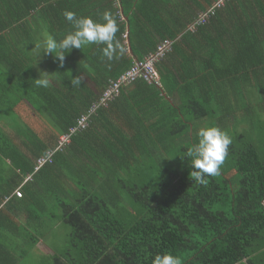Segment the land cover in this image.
I'll return each mask as SVG.
<instances>
[{
  "label": "trees",
  "instance_id": "obj_1",
  "mask_svg": "<svg viewBox=\"0 0 264 264\" xmlns=\"http://www.w3.org/2000/svg\"><path fill=\"white\" fill-rule=\"evenodd\" d=\"M65 10L101 22L111 13L124 54L108 61L104 45L91 44L68 50L62 65L52 53L40 65L20 43L26 20L59 40L73 30ZM167 40L159 80L137 79L99 105ZM43 66L46 88L35 83ZM91 111L87 129L57 150ZM204 126L232 143L219 175L199 184L187 151ZM4 203L0 264H33L41 244L51 251L42 264H153L164 253L181 264H264V0H0ZM61 226L57 249L50 238Z\"/></svg>",
  "mask_w": 264,
  "mask_h": 264
},
{
  "label": "clouds",
  "instance_id": "obj_2",
  "mask_svg": "<svg viewBox=\"0 0 264 264\" xmlns=\"http://www.w3.org/2000/svg\"><path fill=\"white\" fill-rule=\"evenodd\" d=\"M64 18L72 25V31L62 39L53 36L44 41V52L52 53L63 64L65 53L72 49H82L86 45H104L101 49L102 59L108 61L118 59L125 52L124 47L116 39L118 24L109 12H105L101 21H94L91 17H78L76 13L65 10ZM41 73L35 83L38 87H48L49 79ZM81 77L72 78L73 86L81 85ZM199 141L194 147L188 149L187 158L193 169L191 176L194 182L206 184V177L217 176L228 154L232 143L227 132L217 126H204L198 131ZM14 195V194H13ZM153 264H181V259L173 254H157Z\"/></svg>",
  "mask_w": 264,
  "mask_h": 264
},
{
  "label": "built area",
  "instance_id": "obj_3",
  "mask_svg": "<svg viewBox=\"0 0 264 264\" xmlns=\"http://www.w3.org/2000/svg\"><path fill=\"white\" fill-rule=\"evenodd\" d=\"M216 4L214 7L209 9L206 13H203L199 16L198 20L189 27L190 32H194L198 26L203 25L206 23L207 19L210 15L214 14V9L217 7ZM173 41H165L161 43L158 47L155 54L151 55L142 63H136L133 65L132 69L126 72L121 78L116 81L112 82L106 92L103 94L99 105H107L109 102L113 101L120 95L121 89L123 86H127L132 82L136 81L137 79L144 78L148 82H153L159 80L157 71L155 69V64L162 58L166 53L171 51L173 46ZM93 114V111L89 112L88 115L82 116L76 123V125L70 129L68 134H64L60 137L59 144L57 150L62 149L66 144L70 142V139L73 135L78 132L84 131L87 129L89 124V118ZM56 150V151H57ZM56 152H50L44 157H40L36 162L35 172H38L42 167L47 164H51L53 162V156ZM30 177L26 178V182L30 180ZM14 195L17 198H22L23 194L20 189H17L14 192ZM8 201V199H7Z\"/></svg>",
  "mask_w": 264,
  "mask_h": 264
},
{
  "label": "crops",
  "instance_id": "obj_4",
  "mask_svg": "<svg viewBox=\"0 0 264 264\" xmlns=\"http://www.w3.org/2000/svg\"><path fill=\"white\" fill-rule=\"evenodd\" d=\"M26 23L28 24V26H25L22 29L24 36L21 39L20 43H23V45L26 48L33 49L34 50L33 55L38 56L39 62H43V64L49 65V63L44 61V59H48V56H49L48 53L44 52V41L47 39V37H49L48 32L46 31V28L31 18L26 20ZM32 32L34 33V36L29 35ZM44 73H45L44 75L48 77L47 71H45ZM7 164H9V162H7ZM5 207H6L5 203L4 205L2 204L0 205V209L5 208ZM37 248L38 249L42 248L43 250H45L46 253L51 252L50 249L47 248L46 245H43V244L39 245ZM46 250H49V251H46Z\"/></svg>",
  "mask_w": 264,
  "mask_h": 264
},
{
  "label": "rangeland",
  "instance_id": "obj_5",
  "mask_svg": "<svg viewBox=\"0 0 264 264\" xmlns=\"http://www.w3.org/2000/svg\"><path fill=\"white\" fill-rule=\"evenodd\" d=\"M40 65H43V62H40ZM41 70H42L41 71L42 73L45 72L44 66L41 67ZM50 239H52L54 241L55 246L57 247V249H62L64 247L65 239H66V227L61 226L60 230L55 232L54 235L52 236V238H50ZM45 243H48V242H45ZM46 251H49V250H46ZM40 252H41L40 256H38L36 258V262L33 263V264H42L41 255L46 254V253H45V250H43L42 248H40Z\"/></svg>",
  "mask_w": 264,
  "mask_h": 264
}]
</instances>
